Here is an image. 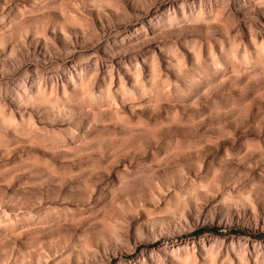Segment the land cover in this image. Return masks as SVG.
Segmentation results:
<instances>
[{"label":"rangeland","instance_id":"1","mask_svg":"<svg viewBox=\"0 0 264 264\" xmlns=\"http://www.w3.org/2000/svg\"><path fill=\"white\" fill-rule=\"evenodd\" d=\"M0 264H264V0H0Z\"/></svg>","mask_w":264,"mask_h":264},{"label":"trees","instance_id":"2","mask_svg":"<svg viewBox=\"0 0 264 264\" xmlns=\"http://www.w3.org/2000/svg\"><path fill=\"white\" fill-rule=\"evenodd\" d=\"M211 230H213V231H216V230H217V228H212Z\"/></svg>","mask_w":264,"mask_h":264}]
</instances>
